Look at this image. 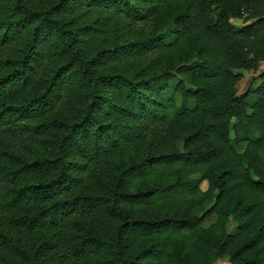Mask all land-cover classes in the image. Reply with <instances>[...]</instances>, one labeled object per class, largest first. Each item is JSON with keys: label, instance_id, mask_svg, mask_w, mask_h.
<instances>
[{"label": "trees", "instance_id": "obj_1", "mask_svg": "<svg viewBox=\"0 0 264 264\" xmlns=\"http://www.w3.org/2000/svg\"><path fill=\"white\" fill-rule=\"evenodd\" d=\"M262 64L264 0H0V264H264Z\"/></svg>", "mask_w": 264, "mask_h": 264}, {"label": "rangeland", "instance_id": "obj_2", "mask_svg": "<svg viewBox=\"0 0 264 264\" xmlns=\"http://www.w3.org/2000/svg\"><path fill=\"white\" fill-rule=\"evenodd\" d=\"M233 24L238 26V27H241L243 25V22L242 21H234ZM13 49H15V48L11 47L10 49H8L5 52L6 58L9 55H14ZM263 71H264V64L261 65L260 72L257 74H255L254 72H247V71L242 72L243 79H242L241 83L239 84V96L245 94L250 88H252V87L257 88L260 85L259 76L262 74ZM204 188H206V186ZM215 222H216V218L211 217L208 221H206V223L204 224V227L209 228ZM229 231L232 234H235L237 232L234 223H232L230 225ZM217 264H229V263L227 260H221Z\"/></svg>", "mask_w": 264, "mask_h": 264}]
</instances>
